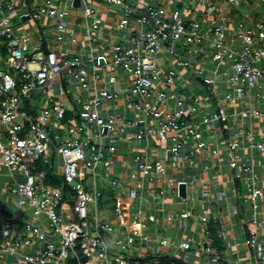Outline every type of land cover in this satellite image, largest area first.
I'll return each instance as SVG.
<instances>
[{"label": "built area", "instance_id": "2783aa9c", "mask_svg": "<svg viewBox=\"0 0 264 264\" xmlns=\"http://www.w3.org/2000/svg\"><path fill=\"white\" fill-rule=\"evenodd\" d=\"M213 2L93 0L96 6L117 7L121 11L118 30L128 31L129 36L107 37L108 57L83 58L55 50L48 54L38 52L30 35L19 36L13 25L14 19L23 17L35 22L54 19L56 42L62 46L77 45L75 32L68 33L74 9L71 2L0 0V48L8 56L0 57V167L12 177L11 196L20 209L32 210V216L22 225L18 219L4 223L0 264H64L68 259H79V248L88 258L87 264H159L131 259L137 245L151 243L152 225L160 231L155 215L142 214L146 185L166 176L170 163L180 168L186 163H204V151L210 148L204 133L211 131L222 137L226 125L235 117L234 110L242 104L247 106L237 116L242 125L251 124L249 130L238 131L223 143V148H212V154L219 161L227 157L234 171L240 169L235 176L244 182V202L252 209L250 237L243 243L235 241L236 253L250 249L257 264H264V244L260 241L264 237V173L258 170L253 158L255 154H264V131L252 124L264 125V8L251 0L247 8L250 18L245 16L230 26L204 28L201 13ZM81 7L86 36L92 42L101 31L103 19L86 0H81ZM90 50L92 53L93 49ZM209 64L224 68L221 82L232 92L221 93L226 87L219 88V81L209 75ZM107 69H123L130 80L102 75L101 71ZM67 77L80 89L74 103L64 99L73 94L64 87ZM188 77L200 79L210 87L207 98L185 92L189 83L182 82ZM102 83L120 85V90L101 88L98 85ZM91 89L94 93L89 97L87 92ZM43 91L48 98L36 116L30 114L24 103ZM114 105H121L129 115L114 112ZM166 106L171 110L165 111ZM214 107L216 111H212ZM68 114L71 117L66 120ZM53 120L66 121L62 129L65 127L69 134L68 140L50 136L51 129L54 133L57 130L56 125L51 127ZM92 127H96L94 136ZM138 127L140 130L134 132ZM145 140L156 141V155L148 148L136 151L130 174L133 186L113 179L111 170L119 143L126 141L131 145ZM243 143L249 151L245 156ZM51 145L63 159L61 187L44 184V175L34 167L35 161L50 152ZM160 151L164 160L159 158ZM203 171L209 172L207 164ZM181 184L187 185L188 199L187 182L176 185L177 197L183 200L179 193ZM105 187L126 190L131 202L129 211L120 203L115 209L124 234L114 241L111 237L117 229L99 215ZM209 188L205 186L204 190ZM195 213L191 210L169 214L167 222L176 216L189 222ZM206 220L204 217L202 224ZM221 236L228 240L226 226ZM159 243L166 247L169 239L162 237ZM191 249L190 241L181 242L179 250ZM202 251L210 253L207 247ZM207 264L217 263L207 260Z\"/></svg>", "mask_w": 264, "mask_h": 264}, {"label": "crops", "instance_id": "0c3cea01", "mask_svg": "<svg viewBox=\"0 0 264 264\" xmlns=\"http://www.w3.org/2000/svg\"><path fill=\"white\" fill-rule=\"evenodd\" d=\"M65 1L67 3H74V0ZM86 1L89 5L94 6V8L98 10L100 17L103 19L101 31L94 35L93 41L89 42L86 36L87 24L85 23L82 7L79 9L74 8L73 11H71V17L68 21V33L72 31L75 32L78 44L74 46L59 45L56 42L57 32L55 20L44 18L41 21H37L38 28L35 30V33L37 34L36 37L30 35L32 38L33 47L36 49V51L48 54L52 50H55L58 53L68 52L73 57L81 56L83 58H88L91 55H93V57L99 55H105L108 57L110 41L107 40V37L112 38V36L116 35H118L117 37H124L126 35L129 36V34H126L128 31L119 32L118 30L117 25L121 17V11L117 7H110L106 5L96 6L94 5L93 0ZM248 4H252L251 0H215L212 7L206 8L203 10V13H201L200 19L202 21L203 27L206 28L220 24L230 26L232 23H234V21L237 22L240 19H243L244 16L249 15V11H247ZM25 12L28 11H22L21 13ZM22 19L23 20H17L23 26L26 21H30L28 17H23ZM90 48L93 49L92 53ZM4 54L5 56L7 55L6 52H4ZM209 68V75L219 81V88L222 86L226 87V85L221 82L222 78H220V74L224 71V68L216 67L214 64H209ZM101 72V74L104 75L106 70H102ZM120 79L124 78L120 77ZM182 83H189V86L185 91L187 94L194 93L202 96L203 98H207L209 95L210 87L205 85L200 79L197 80L188 77L185 82ZM67 84L68 86L66 90H68V88L71 89L72 83ZM98 86L101 88H107L108 85H104L102 83ZM116 86L118 88H115ZM116 86L114 85V89L112 90L119 91L120 85ZM79 91L80 89L76 93L72 91L73 94L69 95V97L67 95L66 96L74 103L76 101V94L79 93ZM44 92L45 91H43V93ZM228 92H232L228 90V87H226V90L221 89V93L223 95ZM93 93V89H91L90 92H87L89 97H91ZM27 103L28 102L24 103V109L30 114L36 116L41 110L42 106L39 110L36 106L28 107ZM246 106L247 105L242 104L240 108H236L234 110L235 117H233V120L226 125V130L222 137H216L211 131L204 133V136L208 140L210 147L204 151V163H186L183 168H180L174 167L171 163L169 164L170 161H167V164L169 165L166 176L146 185L147 196L141 204V207H143L142 214L155 215L158 220L160 231H156L155 225L151 226V231H153L151 243H147L142 247L137 245L136 248L133 249L131 255V259L133 261L139 263L156 261L159 264H170L172 261H177L180 264H188L187 258L185 260L184 256L181 259L176 256V254L178 255L179 253L183 255L188 254L189 256L193 255V257L201 255L206 259V261H216L217 264H257L252 250L242 249L240 253H236V249L234 247L235 241L243 243L245 239L249 238L250 231L252 229V226L249 223L252 209L250 205L245 204L244 202L246 196L244 191V182L242 180L236 179L235 176L240 172V169L237 168L236 171H234L231 168L227 157L223 156L221 157L222 160L219 161L212 154V148H215L219 145L223 148V143L227 142L229 137L233 136L238 131H243V128L244 130H249L251 124L245 123L242 125V122L237 116V114L240 113ZM111 107H113V105ZM76 109L78 110V108ZM164 109L165 111H170L171 107L166 106ZM119 111L128 114L125 109H122L121 105H114V112ZM212 111H216V107H214ZM70 117L66 116V120ZM65 122L66 121H63L62 123H64V126L66 127ZM252 124L256 128L260 127V130L264 131V125H262V123L253 122ZM142 126L143 124L140 125V127ZM65 127L61 131H64L65 138L68 140L69 134L65 131ZM140 127L136 129L139 131ZM49 134L52 137L55 136L52 130H50ZM60 139L62 140V138ZM156 144L157 143L155 140H145L142 143L138 142L131 145L126 143V141L120 142V149L115 156L114 165L112 167L113 169L111 170L113 179L127 186H133V183L130 181V174L133 172V156L140 148H148L151 154L153 153L156 155ZM243 145L244 147L246 146L244 143ZM50 153L51 159L48 157V154ZM159 153L163 152L160 151ZM248 154L249 151L245 147L244 156ZM253 158L258 170L264 173V154H255ZM40 159L47 165L51 166L54 175L62 178L63 159L55 152V150L52 152L50 151L44 155L43 158H39L34 162L36 172L44 175L43 182L49 186L46 183V173L40 171L37 167V163ZM204 164L209 166V172L207 173L203 171ZM1 170H5V168L3 169V167H0V247H2L4 244V241L1 238V229L7 220L18 219L19 224L22 225L23 222L32 216L31 210L20 209L16 200L11 196V188L13 187L12 177L10 176V173L4 174ZM242 173L243 172H241V174ZM4 177L8 178V181H3ZM188 178L191 179L190 182L187 181ZM179 182L188 183L189 198L185 201L191 200L193 203L192 208L195 210L197 209V202L193 196H191V191L195 193L199 192V212L196 211L194 215V217H197V219L194 220L193 217L189 220V222H183L178 216H176L177 218L175 220L172 222H167V216L169 214L179 215L182 211H189L188 209L181 207L180 203L176 204V206L181 207V210L179 209L174 211L173 203L175 199L180 200L177 197L176 189V185H178ZM205 186H209L210 188L205 191ZM104 189V196L99 203V215L102 220L110 221L117 229V232L111 237V240L114 241L119 234H124L123 225L116 220L115 209L120 203L125 208L124 210L129 211L131 202L129 201L127 192L124 189H113L109 187H105ZM162 192H164V194H162ZM107 194L108 196H106ZM112 194L114 195V198L111 197ZM261 204V216L264 220V199L261 200ZM204 217L207 218V220L202 224V219ZM191 221L197 222L193 231H189L187 229L188 224L191 223ZM224 226H226L229 237L226 241H224L221 236V230ZM205 231H207L208 234H206ZM133 234L136 235V232H133ZM162 237H167L169 239L168 246L163 247L160 245L159 242ZM186 240L190 241L192 244V249L190 252L179 250L181 242ZM260 241L264 244L263 236H261ZM173 242L176 243V246H173ZM205 247L210 249L209 255L202 251ZM164 248H168L171 252L168 254L163 253L162 249ZM80 250L81 249L79 248L78 257ZM83 255L87 259L85 263H80L79 259H68L64 264H69V262L72 261H76V264H87L88 258L84 253ZM198 259L199 261H195V264H207V262H205L204 259L202 260L201 257Z\"/></svg>", "mask_w": 264, "mask_h": 264}, {"label": "rangeland", "instance_id": "374dc122", "mask_svg": "<svg viewBox=\"0 0 264 264\" xmlns=\"http://www.w3.org/2000/svg\"><path fill=\"white\" fill-rule=\"evenodd\" d=\"M257 2V3H260L261 4V7L263 6V8H264V0H252V3L253 2ZM79 11H81V10H79ZM263 13H264V11H263ZM245 17V16H244ZM243 17V18H244ZM251 16H248V15H246V17L245 18H250ZM14 26H15V32L19 35V36H21L22 34H29V35H31V36H33V37H36V33H35V30L38 28V23L37 22H34V21H26L25 23H24V26L22 25V24H20L19 23V21L17 20V19H14V24H13ZM181 52V54H182V51H180ZM0 57H7L8 58V56L6 55L5 56V54H4V52H3V50L0 48ZM108 71H106L105 73H104V76H106V75H111V76H118V77H122V78H124V79H126V80H130V77H129V75L123 70V69H119V71H116L115 69H107ZM110 71V72H109ZM102 73V72H101ZM74 82L71 78H69V77H67V78H65V81H64V87H65V89H67V83H72V82ZM107 88L108 89H114V87L113 86H107ZM115 88H118L117 86L115 87ZM71 89H72V91L74 92V93H76L78 90H79V87L76 85V84H74V83H72V85H71ZM48 98V96H47V94H46V91L43 93L42 92V94H35L34 95V98L32 99V101H26V102H28L27 103V106L28 107H37L39 110H40V108H41V106H42V100H43V103H44V101L46 100ZM54 99H56V97L54 98ZM64 99L67 101V102H70V99H68V97L66 96V97H64ZM54 117V115H52V118ZM154 123H156V122H154ZM54 125H56V127H57V130H56V132L54 133V135H58L60 138H62V140L63 141H65L66 140V138H65V133H64V131H61L62 130V126L64 125V123H62V122H58V123H56L54 120L52 121V128L54 127ZM52 131H53V129H51ZM134 130V132L135 131H138V129H133ZM96 134V127H92L91 128V135L92 136H94ZM53 150H55L54 148H53V146L51 145V147H50V151L52 152ZM48 157L51 159V153L50 154H48ZM159 158L161 159V160H164V153H159ZM4 169V168H3ZM1 171H3V173L5 174V173H7V174H9V172H8V170H1ZM3 181H8V178H3ZM188 182H190L191 181V179H189L188 178V180H187ZM191 196H193V198L195 199V201L197 202V209L195 210L194 208H192V206H193V203H192V201L190 200V201H185V200H178V199H175V201H174V206H173V208H174V211H176V210H179L181 207H183V208H186V209H188L189 211H191V210H195V211H198V207H199V192H192L191 191ZM178 203H180L181 204V207H177L176 206V204H178ZM181 210V209H180ZM32 211V210H31ZM199 212V211H198ZM31 214V213H30ZM197 219V217H194V220H196ZM196 224H197V222H192L191 221V223H189L188 224V227H187V229L189 230V231H193L194 230V228L196 227ZM173 244V246H176V243H172ZM170 245H171V243H170ZM162 252L163 253H165V254H168V253H170L171 251L168 249V248H164V249H162ZM171 256H172V254H171ZM176 256L178 257V258H182L183 256L185 257V260H186V258L188 259V264H195V261L197 262V261H199V259L198 258H200L201 257V259L203 260H205V262H207L206 261V259L204 258V257H202L201 255H197V256H194L193 257V255H188V254H186V255H183V254H179L178 253V255L176 254ZM175 256V257H176Z\"/></svg>", "mask_w": 264, "mask_h": 264}, {"label": "trees", "instance_id": "16d2710c", "mask_svg": "<svg viewBox=\"0 0 264 264\" xmlns=\"http://www.w3.org/2000/svg\"><path fill=\"white\" fill-rule=\"evenodd\" d=\"M67 117H70V115H67ZM37 167L39 168L40 171L46 173V183L49 186L60 187L64 184V179L54 175V173L52 172L51 166L44 163V161H42L41 159L38 161ZM106 196H108V194ZM111 197L114 198V195L112 194ZM79 261L80 263H85L87 261V259L83 255L82 250H80V253H79ZM69 264H76V261L69 262Z\"/></svg>", "mask_w": 264, "mask_h": 264}, {"label": "water", "instance_id": "95a60500", "mask_svg": "<svg viewBox=\"0 0 264 264\" xmlns=\"http://www.w3.org/2000/svg\"><path fill=\"white\" fill-rule=\"evenodd\" d=\"M73 6L74 8L79 9L81 7V0H74ZM179 193L183 200L187 199V185L186 184L180 185Z\"/></svg>", "mask_w": 264, "mask_h": 264}]
</instances>
